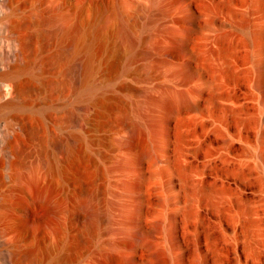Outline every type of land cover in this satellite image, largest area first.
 <instances>
[{
	"label": "rangeland",
	"instance_id": "obj_1",
	"mask_svg": "<svg viewBox=\"0 0 264 264\" xmlns=\"http://www.w3.org/2000/svg\"><path fill=\"white\" fill-rule=\"evenodd\" d=\"M28 1L20 18L32 51L16 164L0 188V241L20 251L39 245L44 264H113L105 251L134 253L139 264H264V0ZM140 9L153 18L147 27ZM186 10L191 25L181 20ZM78 15L87 27L75 42L48 36ZM176 39L182 53L171 49ZM163 90L186 103L150 105ZM85 106L96 111L88 133L76 124ZM131 134L143 144H125ZM77 139L72 162L54 146ZM38 187L52 208L38 202ZM86 201L100 214L91 230L79 220ZM135 205L144 233L123 243Z\"/></svg>",
	"mask_w": 264,
	"mask_h": 264
},
{
	"label": "bare ground",
	"instance_id": "obj_2",
	"mask_svg": "<svg viewBox=\"0 0 264 264\" xmlns=\"http://www.w3.org/2000/svg\"><path fill=\"white\" fill-rule=\"evenodd\" d=\"M25 2L26 1H24L23 3ZM149 2L151 5L154 6L158 4L159 0H148V3ZM22 7L23 6L21 0H0V102L4 100L12 99L15 102L14 103L15 108H18V113L15 118L0 119V124H1L0 125V188H2L6 183L4 181L5 176L6 177L8 176L10 178L13 175L12 171L16 164V153L18 151V148L15 144V128L23 127V121H22L24 117L22 112L23 110L20 108L19 104L21 105L20 101H22L21 100L22 92H24L25 90L24 87L26 81L24 82L23 80V73L26 67V63H27L26 61L28 59V58L26 59L27 54H29L32 47L31 44L32 40L30 38L31 33L28 31V28L26 26V21H24L25 22L24 23L20 18ZM144 9H140V10H142L144 14H147V12L144 11ZM146 17H147V21L143 25L144 27H147L148 24L153 20V18L148 14ZM62 19L66 20L67 17L62 16ZM117 20L120 26V32L123 39L128 43H131L134 38L130 33L128 25L124 22L123 17L120 16L119 14L117 16ZM181 20L191 25L193 23V15L191 11L186 10L185 13L182 15ZM86 27H87V22L84 21L83 18L81 19L80 16L78 15L74 17V19H72L69 23L62 25L47 34L50 37H57V38L59 37L62 39L66 38L70 40V42L72 43L77 40L79 32L85 30ZM88 34L92 40L96 39V33L93 30H89ZM173 42H174V46L171 47L172 51H176L177 53H182L185 50L184 44L181 40L176 39V41ZM160 49L162 48L160 47ZM166 49L168 48L165 49L163 48L162 50H166ZM100 50H101L100 43L95 42L94 55L96 59ZM62 58L63 56L60 53H56L54 55V59L56 61H61ZM90 60H91V56L87 57L84 66L85 70L89 69ZM188 68H189L188 63H184L179 68V71L182 73L184 79L188 78L189 75ZM27 83L28 82H26V85ZM148 102L153 107L160 108L164 111H169L173 109L177 104L186 103V98L184 94L180 92L171 93L167 90H163L157 98L151 99ZM95 114L96 111L95 110L91 111L89 106H85L83 108L82 114L77 119L76 124L84 133H88L89 131L92 130L93 127L92 118L95 116ZM125 144L129 146H141L143 143L141 142L140 139L136 138L133 134H131L125 140ZM54 146L57 147L58 149L60 148L61 150H63L64 154L67 155L68 161L72 162L74 161L73 159L74 158L76 159V157L79 156V154L81 153V150L83 148V142L82 140L77 139L74 145L70 147L69 146L63 147L60 142L56 141L54 143ZM147 153L148 151L143 148V150L139 153L138 157H143L147 155ZM48 163H49L48 166L50 168H53L54 170L55 165L50 162ZM66 165L64 167H66ZM137 186H138L137 182H134L131 185L132 188H136ZM41 190H47V189H41L40 187H38L36 192L37 193L36 199L44 206L48 208H52L53 206H51L49 203L50 200L48 198V195L46 194V192L44 191L42 192ZM81 207L83 214L82 217L80 216L81 218L79 220H82V223L85 224L86 228L91 230L95 227L100 214L98 210L95 208V206H92L90 204V201L89 202L86 201V203H83ZM132 208L133 209L128 213V216L125 219L126 222L124 221V224H121L122 227H120L121 230L123 231L122 233L125 234V237L120 240L121 242L128 244H132L135 238L137 239L140 234L144 233V229L140 228L139 226L138 227L136 226L135 217L136 214L138 213L139 208L137 207V205H135ZM27 223L28 222H24V225L27 226ZM156 225L157 224H155V226ZM112 243H115L116 246L117 242H112ZM0 248H3V251L5 249L6 251L4 261L0 262V264H20L21 260L24 259L25 257H31L36 262V264H44L46 259L45 250L39 247V245L32 246L25 251H20L16 248L15 245H12L10 242L7 243L6 241H0ZM104 255H105L103 256L104 260L109 263L116 262V264H139L137 256L134 253L127 255L123 258H119L116 255L112 254L111 252L106 253V251ZM155 256L158 257L157 260H161L159 258V251L155 253Z\"/></svg>",
	"mask_w": 264,
	"mask_h": 264
},
{
	"label": "water",
	"instance_id": "obj_3",
	"mask_svg": "<svg viewBox=\"0 0 264 264\" xmlns=\"http://www.w3.org/2000/svg\"><path fill=\"white\" fill-rule=\"evenodd\" d=\"M14 100L8 99L0 102V119H10L15 118L18 113V108H15ZM20 108L23 110L22 105H20ZM23 116H24V110Z\"/></svg>",
	"mask_w": 264,
	"mask_h": 264
}]
</instances>
